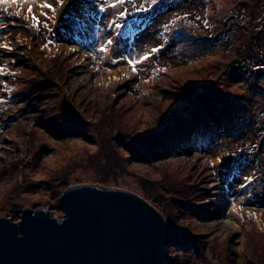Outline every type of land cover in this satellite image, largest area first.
<instances>
[{"label": "trees", "instance_id": "obj_1", "mask_svg": "<svg viewBox=\"0 0 264 264\" xmlns=\"http://www.w3.org/2000/svg\"><path fill=\"white\" fill-rule=\"evenodd\" d=\"M79 1L84 2L86 8L91 6V0ZM191 1L157 0L147 13H140L130 18L120 36L128 39L143 26L150 27L154 15L166 6L178 4L180 6L177 7H181L184 3H191ZM197 1L203 3L201 15L197 14L196 10H190L191 12L178 15L171 22L168 18L167 22L159 24L157 32L159 42L163 40V43H173L175 54L183 52L186 56L198 55L199 58L202 57V60L207 58L202 64L207 61H212L210 64H213L208 67L209 70L207 66H203L202 70L197 69L198 72H192L191 76L197 77L194 82L190 84L183 82L180 88H175L173 84L172 87L175 89L162 92L165 98L168 97L171 100L172 95V100L175 98L176 103H182L179 108H174L177 112L172 109L161 122L158 121L149 125V129L143 130L142 135L135 134V131L130 130L138 122L137 120L123 121L124 114L115 112L107 106L100 107L91 98V94H99L96 89L75 86L74 75L80 67H83V64L76 61L74 55L69 52L54 51L42 56L43 68L35 65L28 70L18 68L13 76L10 73V76L5 79L9 85L5 95L0 99V105H3V109L8 113L1 123L3 131L7 132L12 128L13 133L21 138L19 140H25V143L41 137L53 139L51 141L55 143L68 144L79 141L81 151L76 160L80 159L81 162L72 169L73 172H79L71 173L72 180L69 179V181L79 180V174L85 175L86 173L82 171L86 168L92 170L88 178L94 181L96 179L106 185L109 182H115L110 179H114L121 170H126L123 175L133 177L134 174H128L126 166L124 169V160L132 159L138 163H147L150 161L147 158L150 151H157L167 156H175V153L192 155L196 150L202 149L201 146L204 143L202 140L207 138H213L214 142L218 141L216 145L218 147L220 140L230 141L231 136H235L236 139L241 140L242 144H245L242 148L253 145L252 149H254L258 146L253 152L255 153L253 159L257 157L256 155L264 156V10H262L264 0ZM150 2L151 0H134L136 6L143 4L147 7ZM192 2L195 4L196 1ZM69 3V7H73V0H69ZM257 7L261 8L257 9ZM70 8H66L63 12H68ZM127 8L130 12H135L131 3ZM80 11H82L80 16L70 12L63 13L64 20L57 25V28L61 30L54 34L61 35L62 41L79 44L90 53H95L102 38L99 37V40L93 42L91 36L96 37L98 21L101 25H107L108 19L97 13L98 7L91 8L90 12L88 9ZM92 12L96 14L93 15ZM48 16L51 17L50 11ZM205 20L208 21V27H205ZM155 27L158 28V26ZM105 30L116 35L113 29L107 27ZM34 31L36 32V29ZM47 51L48 49L45 52ZM204 76L207 80L206 85L216 83L212 90L203 87L206 81L202 80ZM180 92H182L181 95ZM206 92L210 95L209 100L205 98ZM59 95H62L61 99L57 100ZM197 96L200 102L206 100L200 107L194 105ZM90 103L91 105L85 107L84 111L87 112L96 105L94 110L101 112L98 119L93 120L87 117L84 111L79 112L75 109L76 104L82 108L83 105ZM116 103L117 101L113 102L118 108ZM128 109L131 108H124V110ZM157 112L160 114L163 109L159 108ZM152 119L147 121L150 122ZM189 129L191 134H188ZM228 135H230L229 138ZM248 137H251V140ZM257 138L258 142L255 143ZM245 140L249 143L247 144ZM18 149L22 159V155L27 154L28 150H25L23 145ZM46 151L35 149L32 156L28 157L26 164L36 162L32 160V157L38 158L40 153ZM234 160L232 165L235 166ZM256 161L258 175L255 180L258 184L261 181L264 184V175L261 173L263 170L260 172L264 169V160ZM36 163L40 164L38 161ZM15 167L17 169L14 173L15 183H21L20 176L24 177L25 174L20 173V164ZM236 167L239 166L236 165ZM175 170L176 175H166L167 172H162L161 181L155 185L147 183L153 186L151 192L159 188L158 193L162 196L147 197L139 194L161 214L163 211L157 206L158 198L168 210L176 207L173 218L166 215L170 230L167 250L172 249L173 244L175 245L176 236L177 242L188 256L199 260L206 259L211 263L214 258L211 256L207 258L205 250L211 254L215 252L213 248H216L218 250L215 258L227 257L228 254L225 252L226 248L228 250L229 245L226 243L230 241L229 238L224 240L225 243L211 242L206 239L207 234L217 233L216 228L208 232L204 225L205 221L214 218V214L207 209L206 183L210 175L206 174L204 168L197 171L195 168H183L178 165ZM231 176L232 173L225 172L224 177L232 180ZM9 177L13 180L12 174H9ZM108 177L110 178L107 179ZM135 178L137 179L136 176ZM138 179V182L144 180L139 175ZM253 179L245 183V188H250L252 193L258 194ZM26 184L32 187L31 183ZM71 184L66 181L61 187L66 188ZM28 187L23 186L20 190H27ZM24 193H30V191ZM10 196L15 199V196ZM173 202L178 206H174ZM11 206L10 213L6 216L14 220L22 207L16 204ZM255 218L248 216L243 222L248 259L246 264H264V229L260 228ZM198 250L203 254L198 253ZM233 253L236 259L237 255Z\"/></svg>", "mask_w": 264, "mask_h": 264}, {"label": "rangeland", "instance_id": "obj_2", "mask_svg": "<svg viewBox=\"0 0 264 264\" xmlns=\"http://www.w3.org/2000/svg\"><path fill=\"white\" fill-rule=\"evenodd\" d=\"M192 1H196L195 4ZM192 1L191 3H184L181 7H177L180 6L178 4L166 6L165 9L158 11L156 15H154L153 24L150 23V27L143 26L128 39L118 36L114 40L113 45L109 46V51L99 54V58L97 59H93L92 55H89V50L79 46V44L62 41L61 35L58 36L57 34H54L61 30L57 28V25L64 20V14L70 12L71 14H77L80 16V13L82 12L80 10L84 9H88L90 12L91 8L98 7L97 0H91V6L89 8H86L85 3H81L79 0H73L74 5L71 8L69 7V0H66L63 9L57 4V16L55 20L47 21L51 31L48 29L43 31L44 28L41 26L40 30H36V32L32 27L33 20L31 17L29 16L26 21L24 19L25 16H28V5L26 3L23 5H0V24L5 25L4 28H0V43H7L12 49H14L12 52L0 50V67H3L4 69V72L0 73V99L5 95V90L9 85L5 79L10 76V73L11 76H13L17 72L16 69L20 68L28 70L33 65L43 68L42 56H45L46 53L49 54L48 52H50V54L54 51H58L59 53L69 52L74 55L76 61H80L83 64V67H80L74 75L73 79L75 86L79 85L88 89H96V92L99 94H91V98L95 100L97 105L100 107L107 106L115 112L124 114L123 121L125 119L129 122H133L134 119L137 120L138 122L135 123L130 131H135V134L142 135L143 130L150 128L149 125L158 121L161 122L168 112L176 107L179 108L182 105L180 102L176 103L175 98V100H172V95L170 96L171 100L168 97L165 98L162 92H168L171 89L180 88V84L182 85L183 82H187L188 84L194 82L197 77L195 75L191 76L192 72H198L197 69L202 70L203 66H207L208 68L210 65H213L210 64L212 61H207L205 64H202L207 58L202 60V57L199 58L198 55L186 56L183 52H177L175 54L173 52V43H163V40L160 42L158 41L157 32L160 23L163 22L164 24L168 20L171 22L178 15L191 12L190 10H196L197 14H202V1ZM42 2H44V0H36V6H34L33 11L43 24L44 18L41 15V9L38 6L39 3ZM47 2L53 3L54 0H47ZM127 6L128 4L124 7L127 8ZM5 7L9 8L7 13L2 11ZM68 7L70 10H68V12H63L66 8L69 9ZM260 8L261 7H257V9ZM262 10H264V8ZM17 11L20 12L19 18L15 16ZM44 11L49 12L46 9ZM172 13L173 15H171ZM91 14L94 15L96 13L92 12ZM100 14L105 17V14ZM50 15L52 16L51 12ZM13 20L16 21L15 26L12 25ZM97 26L98 31L96 37L95 35L91 36L93 42L99 40V37L102 38L103 42L106 39L115 36L112 33L107 32L105 30L107 29V25H101L100 21H98ZM155 26H158V28ZM49 40H52L53 43L45 48L44 45ZM161 44H163L164 47L159 53L154 54L150 57L149 61H146L144 64L137 66L139 69L138 74H133L131 67L128 66L126 62L120 60L121 55L138 57L145 52H150L153 47H159ZM47 49L48 51L45 52ZM113 61H117V63H113ZM160 68H166L167 71L160 73L158 72V69ZM125 77L128 78L125 79ZM202 80H206V77H202ZM206 83L207 80L203 87H206L209 90H212L216 85V83H213L212 85H206ZM173 84H175V88L172 87ZM101 93L106 96L104 97ZM181 93L182 92H180V95ZM61 96L62 95H59L57 100L61 99ZM198 97L199 96H197L194 105L200 107L203 102H206V100L200 102ZM205 98H208V100L210 99L209 93L206 92ZM111 101H117L116 105H118V108H116ZM89 105H91V103L83 105L81 108L76 104L75 109L82 112L84 111V108L87 106L89 107ZM95 107L97 106L95 105ZM95 107L92 106L87 112L84 111L86 116L93 120L98 119L101 113L97 110L95 111ZM3 108V105H0V218L6 217L11 221H19L23 209H32L52 202L51 211L64 218V212L58 206L59 199L63 193L72 186L98 181L96 179L94 181L88 178L90 177L89 174H92V170L86 168L82 171L86 174H79V180L75 179V181H69V179L72 180L71 173L77 174L79 172H73L72 169L76 164L81 162L80 159H78V161L76 160L81 151L80 142L72 141L68 144H65V142L55 143L51 141L53 139L41 137L36 140H31L30 143H25V140H19L21 138L13 133L12 128L8 129L7 132L3 131L1 123L8 113ZM124 108L131 109L124 110ZM159 108L163 109V112H160V114L157 112ZM175 111L177 112V110ZM149 119H152V121L148 122L147 120ZM188 134H191L190 129ZM151 135H153V133H151ZM227 137L229 138L230 135ZM236 138L237 137L235 136H231L230 141L220 140L218 147L216 146L218 141L214 142L213 138L204 139L202 140L204 142L201 146L202 149L196 150L192 155L175 153V156H167L160 152L158 153L157 151H150L149 156L147 157L150 161L147 163H138L132 159L131 161L124 160L123 162V167L124 169H126L125 166L127 167L129 175L134 174L137 179L139 175L144 179L143 181L138 182L139 179L137 180L134 175L133 177L123 175L126 170H121L120 174L115 176L114 179H110L115 180L114 183L146 192L151 197H157L162 196L158 193V190L160 189L156 188L158 190L151 192L153 186L147 183H152L154 185L159 183L161 181L162 172H167L166 175H176L174 174L177 172L175 167L178 165L183 168H195L197 171L204 168L206 174L210 175L206 183L208 194L207 209L214 214V218L210 221H205L204 225L208 232H210L212 228H216L217 233L207 234L206 239L211 242L220 241L221 243H225L224 240L229 238L230 241L226 243L229 245L228 250L224 246V248H226L225 253L228 255L227 257L218 256L215 258L218 249L213 248L215 252L211 254L205 250L207 258L208 256L214 258L213 262L210 263L206 259H196L184 253L175 236V245L173 244L172 246L175 264L248 263L243 222L248 216H253L257 218V220L256 218L255 220L260 228L264 229V184L262 181L258 184L257 180H255V177L258 175L255 166L257 164L256 160L259 159L263 162L264 156L259 157L256 155L257 157L253 159L255 154L253 152H255V148L258 146H255L254 149H252L253 145H250V147L247 148H242L245 144H242L241 140ZM248 138L251 140V137ZM245 141L247 144L249 143L247 140ZM257 142L258 138L255 139V143ZM22 145L25 147V150L28 151L27 154L22 155L21 159L18 147L21 148ZM35 149H43L47 151L40 153L38 158L32 157V160L40 162L39 165L36 162L26 164L28 157L32 156ZM218 157L222 159V163L217 159ZM233 160L235 166L232 165ZM175 163L177 164L176 166L174 165ZM19 164L21 166L20 173H24L25 178L20 176L21 183H18L17 181V183H15L14 173H16L17 170L15 166H18ZM236 165L239 167H236ZM167 169L169 170L167 171ZM262 170L263 172H261ZM225 172L227 174L232 173V180L224 177ZM260 172L264 175V169H261ZM9 174H12L13 180L10 179ZM259 177H261V174H259ZM57 178L59 179L57 180ZM109 178L110 177L107 179ZM252 178H254L253 182L257 187L258 194L252 193V189L250 188H245V183ZM66 181L70 184L72 182L75 183H72L69 187L62 188L61 185ZM76 181H79L80 183H77ZM26 183H31L32 187H28ZM23 186L28 187L27 190H20ZM41 187L42 191H40ZM60 188L62 189L58 192ZM25 191H30V193H24ZM214 193H217L221 200H216L215 196H213ZM10 195L15 196V199ZM157 201L158 204L168 213V217L173 218L175 215L173 212L176 207L168 210L164 207L165 205L160 202L159 198ZM14 203L18 207H22V209L19 211L20 213L18 216L12 220L6 215L10 213V206H15ZM172 204L178 206L175 202ZM233 206H235L240 212L243 219L232 211ZM177 238H179V236H177ZM197 252L203 254L199 250ZM233 252L237 255L236 259H234Z\"/></svg>", "mask_w": 264, "mask_h": 264}, {"label": "water", "instance_id": "obj_3", "mask_svg": "<svg viewBox=\"0 0 264 264\" xmlns=\"http://www.w3.org/2000/svg\"><path fill=\"white\" fill-rule=\"evenodd\" d=\"M80 184L52 203L0 218V264H175L168 214L114 182ZM140 194V195H139ZM165 216V217H163Z\"/></svg>", "mask_w": 264, "mask_h": 264}, {"label": "snow or ice", "instance_id": "obj_4", "mask_svg": "<svg viewBox=\"0 0 264 264\" xmlns=\"http://www.w3.org/2000/svg\"><path fill=\"white\" fill-rule=\"evenodd\" d=\"M97 2H98V12L105 14L106 19H108L107 27L110 29H113L116 35L113 36L112 38H108L105 41L101 42L99 47L95 50V53H89V55H92L93 59H97L99 58V54L109 51V46L113 45L114 40L118 36L123 34L122 29L128 23L130 18H134L136 15L140 13H147L151 9V7L157 3V0H151L150 4H148L147 7H145L143 4L136 6L134 3V0H97ZM25 3L28 5L27 7L28 16L24 17L25 21L30 16L31 19L33 20L32 27L34 29L39 31L41 26H43V28L51 31L47 21L55 20L57 16L56 5L58 4L63 9L65 6L66 0H54L53 3H49L47 2V0H44V2L39 3L38 6L41 9V15L44 17L43 24L41 20L39 19V17L33 11L34 6H36V0H0V5H8V6L12 4L23 5ZM129 3L133 5V7L135 8V12H130L128 8L124 7L126 4H129ZM45 9L52 13L51 17L48 16V12L44 11ZM2 11L7 13L9 11V8L5 7ZM15 16L19 18L20 12L17 11L15 13ZM112 16H115L116 19H111ZM185 17H187V14H185ZM174 23L175 22L173 21V24ZM15 24H16V21L13 20L12 25L15 26ZM204 24H205V27H208L207 20L204 21ZM4 27H5L4 24H0V28H4ZM52 43L53 41L49 40L44 45V47L47 48ZM163 47H164L163 44H161L159 47H153L151 48L150 52H145L143 55H140L138 57L129 56V55H121L120 60L126 62V64L131 67L133 74H138L139 69L137 66L144 64L146 61H149L150 57H152L154 54L159 53L163 49ZM0 50H6L8 52H12L14 49H12L7 43H0ZM113 63H117V61H113ZM166 71H167L166 68L158 69V72L160 73H163ZM3 72H4L3 67H0V73H3ZM127 78L128 77H125V79ZM217 159L220 160L221 163L223 162L220 157H218ZM232 211L237 216H241L240 212L236 209L235 206L232 207ZM241 219H243L242 216H241Z\"/></svg>", "mask_w": 264, "mask_h": 264}, {"label": "bare ground", "instance_id": "obj_5", "mask_svg": "<svg viewBox=\"0 0 264 264\" xmlns=\"http://www.w3.org/2000/svg\"><path fill=\"white\" fill-rule=\"evenodd\" d=\"M220 194H221V193H220ZM213 196H215V199H216V200H221V199H219V196L217 195V193H214ZM219 202H220V201H219ZM227 217H228V215H227Z\"/></svg>", "mask_w": 264, "mask_h": 264}]
</instances>
